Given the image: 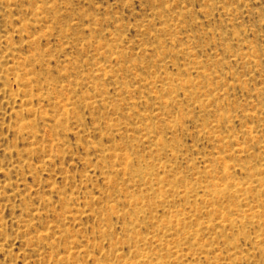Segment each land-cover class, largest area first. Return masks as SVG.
I'll use <instances>...</instances> for the list:
<instances>
[{"label":"rangeland","instance_id":"374dc122","mask_svg":"<svg viewBox=\"0 0 264 264\" xmlns=\"http://www.w3.org/2000/svg\"><path fill=\"white\" fill-rule=\"evenodd\" d=\"M0 264H264V0H0Z\"/></svg>","mask_w":264,"mask_h":264}]
</instances>
